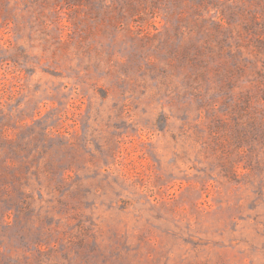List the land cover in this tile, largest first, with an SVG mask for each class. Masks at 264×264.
<instances>
[{
	"label": "rangeland",
	"instance_id": "rangeland-1",
	"mask_svg": "<svg viewBox=\"0 0 264 264\" xmlns=\"http://www.w3.org/2000/svg\"><path fill=\"white\" fill-rule=\"evenodd\" d=\"M0 264H264V0H0Z\"/></svg>",
	"mask_w": 264,
	"mask_h": 264
}]
</instances>
